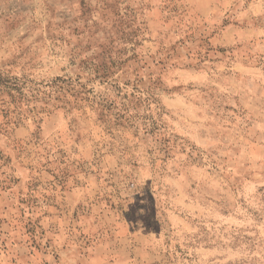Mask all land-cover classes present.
<instances>
[{
  "label": "rangeland",
  "instance_id": "374dc122",
  "mask_svg": "<svg viewBox=\"0 0 264 264\" xmlns=\"http://www.w3.org/2000/svg\"><path fill=\"white\" fill-rule=\"evenodd\" d=\"M0 264H264V0H0Z\"/></svg>",
  "mask_w": 264,
  "mask_h": 264
},
{
  "label": "trees",
  "instance_id": "16d2710c",
  "mask_svg": "<svg viewBox=\"0 0 264 264\" xmlns=\"http://www.w3.org/2000/svg\"><path fill=\"white\" fill-rule=\"evenodd\" d=\"M167 152V151H166Z\"/></svg>",
  "mask_w": 264,
  "mask_h": 264
}]
</instances>
